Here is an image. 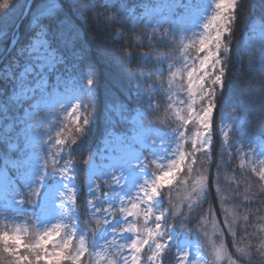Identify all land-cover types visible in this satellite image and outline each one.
<instances>
[{"label": "snow or ice", "instance_id": "6c2138e0", "mask_svg": "<svg viewBox=\"0 0 264 264\" xmlns=\"http://www.w3.org/2000/svg\"><path fill=\"white\" fill-rule=\"evenodd\" d=\"M240 2L211 0L205 15L199 17L194 27L188 28L176 21L182 20L193 9L189 0H167L164 7L171 13L172 19L155 21L138 16L134 11L138 4L129 5L123 0H77L73 7L82 9V14L89 13L97 29L110 30L121 14L122 19L132 26L133 33L136 28L143 27L142 36L129 37V42L138 51L134 54L122 50L120 62L129 69L128 74L138 95L152 106L154 115L161 108L154 102L155 94L167 89L164 93L165 112L174 116L177 127L168 129L172 133V143H165V137L151 140L152 147L158 148V151L151 152L150 160L136 158L135 167L144 179L135 186L136 190L131 195L117 192L125 179L120 168L113 167L103 174L101 183L93 181L89 185L88 210L97 218L93 230L98 226L112 236L111 241L102 237L104 245L96 250L94 239L92 244L88 243L91 231L86 234L76 226L69 228L63 223L43 227L42 231L31 236L26 229L20 228L14 232L0 231V264H85V254L91 256L93 252L94 264H164L165 253L172 250L176 238L175 222H190L208 198V176H194L193 171L195 167L204 169L203 162L198 164V153L208 158L209 165L212 163L213 123L216 112L226 102L224 90L232 59L230 37ZM18 3L19 0H3L0 3V42L7 38L8 48L15 51V56L0 68V83H11L9 89L0 87V97H5L0 107V120L8 121L0 127V149L13 153L14 174L24 177L23 184L15 189L13 204L17 207L14 211H22L25 205L34 206L33 210L39 209L53 189L61 212L65 208L75 210L77 197L72 182L76 179L77 165L72 159L73 147L90 132L94 116L90 109L95 107L91 96L86 94L87 103L78 99L67 107L60 106L65 118H58L55 127L50 126L42 137L41 147L45 149V157L36 173L28 170L21 138L26 130H34V126L26 122L31 110L36 109L45 96L58 91L72 66V59L78 51H82L80 32L70 25L62 0H24L19 26L16 21L6 19ZM143 3L144 0H139V4ZM166 23L169 25L167 28L164 27ZM21 28L27 34V40L22 45ZM117 35H124L122 27L117 29ZM160 47L167 50L165 54L160 55ZM143 48L148 51H140ZM101 50L106 52V49ZM134 56L138 61L135 68L132 66ZM94 84L90 76L86 80L89 93ZM10 106L19 110V118H9ZM32 115L34 118L35 114ZM232 119L236 127L246 129L242 135L251 151L244 152V141L239 148L232 144L224 150L227 152L231 147L237 153L244 152L241 168L246 166V162L248 171L264 182V96L258 103L247 99L235 103ZM156 123L164 126L159 119ZM189 125L195 130L189 131ZM223 135L227 137L228 133L223 132ZM118 140L117 147L125 144L123 136L118 135ZM185 144L190 148L186 149ZM252 145L256 148L253 149ZM249 156L255 159L249 160ZM83 163L95 176L97 165L94 157L89 154ZM180 174L188 179H178ZM174 182L176 185L183 183L191 186L188 202L180 211H176L171 204L165 208L162 203L165 200L164 190L167 188L171 193ZM102 185L108 192L102 191ZM259 194L264 195V188ZM116 200H120L119 205ZM168 200H171L170 196ZM225 216H228L227 212ZM244 221L247 225L250 216H245ZM225 225L233 237L238 255L233 259L221 241L212 245L216 260L224 259L226 264H239V261L264 264V239L259 244L249 242L241 247L236 240L234 223L226 219ZM125 234H128V239L120 242ZM96 235L100 233L96 232ZM203 238L207 239V231ZM253 238L248 237L249 240ZM177 249V264H195L190 252L179 248V245ZM89 264L92 262L89 261Z\"/></svg>", "mask_w": 264, "mask_h": 264}, {"label": "trees", "instance_id": "16d2710c", "mask_svg": "<svg viewBox=\"0 0 264 264\" xmlns=\"http://www.w3.org/2000/svg\"><path fill=\"white\" fill-rule=\"evenodd\" d=\"M138 0H123L129 5L136 4ZM3 0H0L2 3ZM65 5V14L69 17L72 27L80 32L83 43L82 51L72 59L70 72L82 74V78L87 71L94 70L95 98H94V116L90 126V132L76 146L73 147V160L76 161V179L75 184L78 187L76 194L75 207L78 210V226L92 235L88 237V243L91 244L96 232L101 229L97 226L93 230V224L96 217L92 216L88 210L87 195V168L84 161L92 153V149L110 128L116 131L127 129L128 123L126 117L135 109H142L146 117L144 122L148 125L160 129L175 128L177 121L165 112L166 102L158 98L157 102L161 105L160 111L155 115L151 111V105L136 91V86L129 76V69L120 62L122 50H128L136 53L138 50L129 42V37L135 35L132 32V26L121 16L117 17L110 30L104 31L97 29L96 25L89 18V13H83L73 7L77 0H62ZM24 6V0H19L17 7L13 8L6 19L9 22L20 19L21 11ZM70 9V10H69ZM255 19L264 20V0H241L239 3L234 31L230 37L232 48V59L229 62V75L226 80L224 96L226 102L215 114L213 124V145H212V163L209 165L207 157L198 153V164L204 163V169L194 168L193 175L205 174L208 176V198L202 206L197 209V214L190 222H175L176 232L198 240L203 244V248L210 258L212 264H226V260H216L213 252V243L219 244L221 241L226 250L236 259L238 253L233 245V237L227 230L225 220L232 221L237 232L236 240L241 247L247 243L259 244L264 239V195L260 191L264 188V182H260L258 177L248 171V168H241L239 155L236 152L225 151V144L219 133V121L223 114L234 113V104L241 99H247L253 103H258L261 96H264V66H257L253 62L254 54L245 49L242 44V38L245 30ZM124 29V35H117V29ZM27 34L21 28L20 42H25ZM8 47V39L0 42V58L3 57ZM106 49L102 51L101 49ZM148 50L147 48H143ZM142 50V49H140ZM14 53V50L12 51ZM12 55V53L10 54ZM10 56L4 59L7 60ZM4 61L2 63H4ZM138 63L135 56L132 59V66L135 68ZM11 83H0V87L10 88ZM5 98V97H4ZM15 107V106H14ZM14 112L13 106H10ZM157 119L164 123L161 127L156 123ZM189 131H194L191 125ZM246 131V129H244ZM189 146V145H188ZM190 148V146H189ZM14 156L11 151L0 149V163L4 157ZM219 166V170H218ZM51 167V166H50ZM178 179H188L184 174H180ZM102 186V191H103ZM165 200L163 206L168 208L175 207L180 211L181 207L188 202L191 195V186L183 183L176 185L174 182L171 193L167 188L164 190ZM171 200H168V197ZM34 206L26 205L27 210H32ZM225 212L228 216H225ZM188 215V213H185ZM245 216H250V221L246 225ZM101 219V218H100ZM102 220V219H101ZM87 224V228L85 225ZM203 225V227H201ZM2 224L0 223V231ZM207 231V239H204V233ZM253 239L249 240L248 237ZM258 237V238H256ZM85 264H89L91 256L87 253L83 258ZM175 248L165 253L164 264H175ZM239 264H245L239 261Z\"/></svg>", "mask_w": 264, "mask_h": 264}, {"label": "rangeland", "instance_id": "374dc122", "mask_svg": "<svg viewBox=\"0 0 264 264\" xmlns=\"http://www.w3.org/2000/svg\"><path fill=\"white\" fill-rule=\"evenodd\" d=\"M190 3H193V9L186 13L182 20L176 21L177 23H182L185 27L192 28L196 25L199 17L205 15V9L208 8L211 0H189ZM167 3V0H144L143 4H139V0L136 2L139 6L134 9L138 16L142 15L146 18L152 19H172L171 13L168 11L164 5ZM199 6V7H197ZM210 11V10H209ZM19 21V20H18ZM169 25L166 23L164 25L167 28ZM139 30L135 34L136 37H140L144 34L143 27H138ZM245 34L242 38V44L245 46V49L254 54L253 62L257 66H264V20L255 19L253 20L249 27L245 30ZM27 37L25 39V42ZM25 42L21 41L20 44ZM19 46V45H18ZM140 51H148L142 49ZM167 50L163 47H160V55L165 54ZM15 56V51L10 55V57ZM10 57L1 62L0 68L7 63ZM145 71L149 69H144ZM82 74L78 72H68V74L63 78V82L60 84L58 91L51 93L50 95L45 96L39 106L36 109L31 110L29 117L26 118V122L29 125L34 126V130H26L25 134L21 138V144L27 154L28 161V170L31 173H36L39 169L40 164L44 162L45 149L41 147L42 137L47 133V130L50 126L55 127L56 120L64 119L65 113L61 111V105L67 107L69 104L75 103L78 99H82L85 103L88 102V95L94 100L95 98V84L89 93V89L86 85V80L91 76L94 79V74L92 71H87L84 74V77H81ZM157 79H167V77ZM9 83V82H7ZM11 88V84L9 85ZM179 86V85H178ZM137 91V88H136ZM167 91L166 88L162 89L160 92L155 94V103L158 98H166L164 93ZM141 96V95H140ZM5 98L0 97V107H2V102ZM147 101V100H146ZM10 111L8 116L10 119L19 118V110L13 106L14 112ZM94 112V108L90 109ZM32 113L35 114L33 118ZM170 115V114H169ZM233 113L223 114L220 118L219 123V133L222 136L225 147L228 145L235 144L236 148L241 147V141H244L243 147L244 152H250L251 149L247 147V142L242 133L245 132L244 128H238L235 126V122L232 119ZM146 117L145 112L138 107L135 108L130 116L126 117L128 123L127 129H119L116 131L114 128L108 129L97 144L92 149L91 155L94 157L96 162V175H92L91 169H87L88 178H87V195L89 185L93 181L101 183V177L103 174L109 172L113 167L120 168L124 174L125 179L121 181V187L117 189V192L121 195H131L136 190L135 186L142 182L144 176L142 173L138 172L135 163L136 158L141 157L142 159L146 157L148 160L151 159V152L158 151V148H153L151 145V140L153 138L165 137V143H172L171 141V131L169 128L160 129L158 127L148 125L144 122ZM170 117H173L170 115ZM48 121V123H45ZM175 121V118H174ZM8 121L0 120V127H3ZM214 124V123H213ZM171 128V127H170ZM227 132L228 135L225 137L223 132ZM2 135V133H0ZM118 135L123 136L125 139V144L123 146L117 147L119 140ZM184 147L189 149L188 144H185ZM116 151H113V149ZM252 148H256V145H252ZM108 149L107 152L104 150ZM229 152H236L234 148L229 147ZM244 152H239V163L241 166L242 158L244 157ZM163 155L164 153L161 152ZM15 159L14 156L4 157L0 163V223L2 224L1 231L14 232L17 228L22 230L26 229L28 234L34 235L38 231H42L43 227H50L53 223H63L67 224L69 228L76 226L79 230H82L78 226V210L75 207V210H70L65 208L63 212L59 210V200L53 189L52 193L48 195V199L45 202H42L39 209L27 210L26 205L23 207V210L20 212L14 211L17 207L13 204V197L15 196L16 186L23 184L24 177L18 173L14 174L12 169V162ZM249 160L255 159V157L249 156ZM49 167L52 165L51 159L48 160ZM245 167L248 168L247 163L245 162ZM155 171V167L152 169ZM117 175L119 173L117 172ZM58 179V178H56ZM11 181V182H10ZM75 185L76 193L78 187L75 182H72ZM109 184L112 183L111 180L108 181ZM57 183V187H58ZM103 186V185H102ZM104 192H108V189H103ZM100 193L98 192L97 195ZM111 195V193H110ZM89 198V197H88ZM35 199V198H33ZM115 203L119 205L120 200H116ZM90 214L94 216L91 212ZM37 217L39 219H37ZM62 217L63 219H58ZM102 219V217H101ZM130 220L132 218H129ZM142 226V222H141ZM100 235L94 237L96 250H99L100 246L104 245V238L111 241L112 236L108 233H104L102 230L99 231ZM175 240L173 241V248H175L176 262L178 261V249H183L191 253V258L195 261V264H212L210 258L205 252L204 248L201 247V243L193 238H189L186 235L175 233ZM128 239V234H125V237L120 240V242H125ZM93 243V241H92ZM91 243V244H92ZM91 251V249H90ZM91 262H95V254L91 255Z\"/></svg>", "mask_w": 264, "mask_h": 264}, {"label": "water", "instance_id": "95a60500", "mask_svg": "<svg viewBox=\"0 0 264 264\" xmlns=\"http://www.w3.org/2000/svg\"><path fill=\"white\" fill-rule=\"evenodd\" d=\"M21 18H22V17L20 16V19H21ZM20 19H19V21H20ZM19 21L17 22V26H19ZM10 51H11V49H9V48L7 47V49H6V51H5L4 55H3V57L0 58V63L4 60V58L6 57V55L10 53Z\"/></svg>", "mask_w": 264, "mask_h": 264}, {"label": "bare ground", "instance_id": "6f19581e", "mask_svg": "<svg viewBox=\"0 0 264 264\" xmlns=\"http://www.w3.org/2000/svg\"><path fill=\"white\" fill-rule=\"evenodd\" d=\"M12 51H13V50H11L10 53L6 55V57L10 56V54L13 53Z\"/></svg>", "mask_w": 264, "mask_h": 264}]
</instances>
